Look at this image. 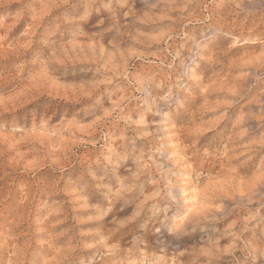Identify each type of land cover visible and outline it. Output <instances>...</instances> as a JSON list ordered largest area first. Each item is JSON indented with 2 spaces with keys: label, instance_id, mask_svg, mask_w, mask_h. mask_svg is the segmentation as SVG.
<instances>
[{
  "label": "rangeland",
  "instance_id": "rangeland-1",
  "mask_svg": "<svg viewBox=\"0 0 264 264\" xmlns=\"http://www.w3.org/2000/svg\"><path fill=\"white\" fill-rule=\"evenodd\" d=\"M0 264H264V0H0Z\"/></svg>",
  "mask_w": 264,
  "mask_h": 264
},
{
  "label": "bare ground",
  "instance_id": "bare-ground-1",
  "mask_svg": "<svg viewBox=\"0 0 264 264\" xmlns=\"http://www.w3.org/2000/svg\"><path fill=\"white\" fill-rule=\"evenodd\" d=\"M250 1V0H249ZM253 2V1H252ZM252 4V3H251Z\"/></svg>",
  "mask_w": 264,
  "mask_h": 264
}]
</instances>
